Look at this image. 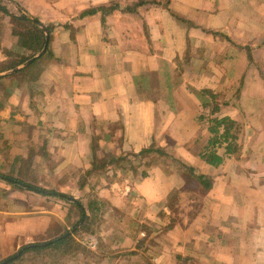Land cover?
<instances>
[{
    "label": "crops",
    "instance_id": "0c3cea01",
    "mask_svg": "<svg viewBox=\"0 0 264 264\" xmlns=\"http://www.w3.org/2000/svg\"><path fill=\"white\" fill-rule=\"evenodd\" d=\"M163 1H5L0 264L68 235L96 245L59 264H264V0ZM28 31L42 33L40 51L22 45ZM213 119L237 126L234 152L211 150L218 166L201 158ZM105 154L138 166L92 174ZM90 174L108 207L96 233H78L67 208H85ZM46 180L36 188L72 200L30 185Z\"/></svg>",
    "mask_w": 264,
    "mask_h": 264
},
{
    "label": "trees",
    "instance_id": "16d2710c",
    "mask_svg": "<svg viewBox=\"0 0 264 264\" xmlns=\"http://www.w3.org/2000/svg\"><path fill=\"white\" fill-rule=\"evenodd\" d=\"M145 3H148V1H145ZM0 11H3L4 13H6L4 11V9H2L1 6H0ZM21 20L27 21L29 24L34 25V23H32L34 21H31L28 18L21 17ZM42 39H43V35L39 31L35 32V34L28 31V33L24 36V40L22 41V45L26 49H36L38 52L42 48V43H43ZM10 68L11 69L14 68V65L11 66ZM215 111L216 110L213 109L212 113H214ZM212 121H213V123H212V127L210 129V133L213 136H212L207 148L202 153L201 158L209 165L218 166L221 163V159L211 150H213V148L220 146L222 143H225V144L227 143L226 153L229 154V153L234 152L236 150V147L234 145V140L236 137L234 134H236V133L233 131H235V130L237 131V126L228 119H222V120L213 119ZM220 126L224 128L223 133H219V127ZM150 152H153V151L147 150V151L142 152L141 155L148 154ZM114 162H115V160L111 159L108 163L100 164L99 161L97 159H95L93 164H92L93 174H95V172H97L98 170H101L102 168H104L106 166V164H111ZM184 168L189 173H192V171L189 167H184ZM194 178H196V180L202 186H204V188H209V185L207 183V179H205L204 177H201V176H196V175ZM28 188L34 189L35 187L32 188L29 186ZM35 191L39 194H49V195H53V196L55 195L56 197L61 198V199L72 200L68 196L58 194V193H53V192L47 193L46 191H41V190H38L37 188H35ZM74 204L78 207L79 212L81 214V219L83 220L78 233H91V234L96 233V231L98 229L97 224H99L97 221H100L101 215L104 212H106L107 207H108L107 204L104 201L100 200V198H97V197H95L93 199V201L90 202V205H87L86 210H85V208L80 206L78 204V202H75ZM25 252L26 253H34V254H36V256L43 254V253H46V256H48L50 254H53V256H55L56 254H58V258H60V257L62 258L64 256L68 257V256H70V254H72V253L75 254L76 252L81 253L84 256H89V252L82 250L81 247H79L78 244L75 242L72 235H68V236H65L63 238L56 239L54 241L46 243L45 246L37 245V246H34L32 248L29 247L26 249ZM22 256H23V254H22ZM46 263H49V262H46ZM59 263H60L59 259L58 260L52 259L51 263H49V264H59Z\"/></svg>",
    "mask_w": 264,
    "mask_h": 264
},
{
    "label": "rangeland",
    "instance_id": "374dc122",
    "mask_svg": "<svg viewBox=\"0 0 264 264\" xmlns=\"http://www.w3.org/2000/svg\"><path fill=\"white\" fill-rule=\"evenodd\" d=\"M5 1H7V0H0V6L3 8V9H6L7 7H8V9H11L12 7H11V5H9V3L7 2H5ZM154 2V1H153ZM161 2L163 3L164 1L163 0H161ZM149 3H152V1H150ZM1 13V12H0ZM0 19L2 20L3 19V17L2 16H0ZM25 27H27V24L26 23H23L22 24V26H21V29H25ZM19 28H20V26H19ZM212 123H213V121H212ZM212 123H211V125H212ZM161 156H164L163 154L161 155ZM102 159H97L98 161H99V163L100 164H102V163H106V162H108V160L110 159L109 158V155H107V154H105V155H103L102 157H101ZM121 158V157H120ZM146 158H147V160H144L142 163H143V167H141L140 168V170L141 171H143V170H145L146 168H148L149 166H150V164H152V163H154L155 161H156V158L155 157H152L151 158V155H147L146 156ZM161 157H159V156H157V159H160ZM164 161H166L165 159H163ZM132 163H134V165L135 166H138V161H136V160H130ZM130 161H126L125 159H120V160H118V161H115V163L114 164H116V165H120V169H123V170H127V169H132L133 168V165L131 164V162ZM163 161V162H164ZM171 162V161H170ZM141 163V164H142ZM98 164V163H97ZM174 165V167L176 168V169H178V170H181L184 174H185V176H187V177H192L193 176V174L192 173H189L188 171H186V169L184 168V167H187L186 165H182V164H175V163H173ZM139 170V171H140ZM93 174V173H92ZM103 178V181H105L106 182V180H107V177L106 176H104V177H102ZM115 179L116 178H118V179H120L121 178V175H116L115 177H114ZM193 178H194V176H193ZM195 179V178H194ZM80 180H81V182H83V184H84V187H85V190L83 191V192H78V201H82V203H83V205L85 206V210H86V208H87V205H90V202L91 201H93V199L95 198V197H97V198H99L98 197V193L97 192H91V187L93 186V185H97L98 184V182H96L97 180H98V178L97 177H93V175H85V176H81L80 177ZM112 180V179H111ZM196 180V179H195ZM49 180H46V182L47 183H43V182H36V183H34V184H30V185H33V187H37L38 189H42L43 187H48V184L50 183V182H48ZM197 181V180H196ZM49 186H50V184H49ZM53 193H55V192H53ZM4 194H6V192L4 193ZM69 196V195H68ZM68 209V215H73V214H75L76 215V213H77V218H78V215H79V209L77 208V207H75L74 206V208H67ZM71 209H74L75 211H76V213H73L74 211L73 210H71ZM62 210V209H61ZM105 213V212H104ZM103 213V214H104ZM102 214V215H103ZM73 222V221H72ZM72 222L70 223V224H68L70 227L71 226H73V224H72ZM99 224H97V226H100V221H97ZM77 237L79 236V235H76ZM85 237V236H84ZM81 239H79V241H80ZM79 241H76V242H78V244H79V247H81V249L82 250H85V251H88V249H91V248H88L87 246H84V245H82V244H80V242ZM56 254V253H55ZM46 259H47V261L49 262V263H51V260L52 259H55V260H58L59 258H58V254H56L55 256H53V254H50V255H48V256H46V255H41V256H32V254H26V256L25 257H23V261L25 260H27V261H29L30 262V264H42L43 262H46ZM29 262H25L26 264L27 263H29Z\"/></svg>",
    "mask_w": 264,
    "mask_h": 264
},
{
    "label": "built area",
    "instance_id": "2783aa9c",
    "mask_svg": "<svg viewBox=\"0 0 264 264\" xmlns=\"http://www.w3.org/2000/svg\"><path fill=\"white\" fill-rule=\"evenodd\" d=\"M80 244L87 246L88 248H93L96 245V240L92 236H86L80 240Z\"/></svg>",
    "mask_w": 264,
    "mask_h": 264
},
{
    "label": "water",
    "instance_id": "95a60500",
    "mask_svg": "<svg viewBox=\"0 0 264 264\" xmlns=\"http://www.w3.org/2000/svg\"><path fill=\"white\" fill-rule=\"evenodd\" d=\"M47 43H48V40L46 39V45L44 46V49H43L42 53H44V51L46 50Z\"/></svg>",
    "mask_w": 264,
    "mask_h": 264
}]
</instances>
